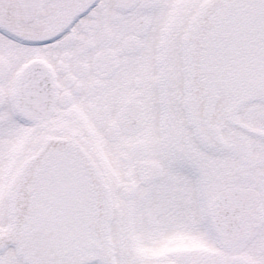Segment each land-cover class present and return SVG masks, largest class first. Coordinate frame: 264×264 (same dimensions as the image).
<instances>
[{
  "label": "snow or ice",
  "instance_id": "6c2138e0",
  "mask_svg": "<svg viewBox=\"0 0 264 264\" xmlns=\"http://www.w3.org/2000/svg\"><path fill=\"white\" fill-rule=\"evenodd\" d=\"M0 264H264V0H0Z\"/></svg>",
  "mask_w": 264,
  "mask_h": 264
}]
</instances>
